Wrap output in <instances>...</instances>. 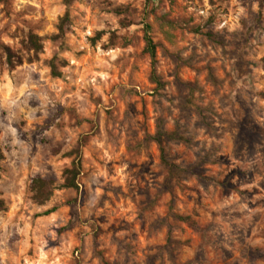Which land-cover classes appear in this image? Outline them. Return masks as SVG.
I'll list each match as a JSON object with an SVG mask.
<instances>
[{"label":"rangeland","instance_id":"374dc122","mask_svg":"<svg viewBox=\"0 0 264 264\" xmlns=\"http://www.w3.org/2000/svg\"><path fill=\"white\" fill-rule=\"evenodd\" d=\"M0 264H264V0H0Z\"/></svg>","mask_w":264,"mask_h":264},{"label":"trees","instance_id":"16d2710c","mask_svg":"<svg viewBox=\"0 0 264 264\" xmlns=\"http://www.w3.org/2000/svg\"><path fill=\"white\" fill-rule=\"evenodd\" d=\"M147 42H148V49L147 50L150 53V55L152 56V58L155 60V58H156V47H155L153 41L151 40V38L149 36L147 37ZM31 43H32V45L36 51H40L42 49V45L40 44V38L39 37H37V36L32 37ZM68 173L72 174L73 177L68 179L67 186L70 188H77V184H76L77 172L75 170H71ZM44 182L45 181L37 180L35 182V185H37L39 187V184H40V186H42V184Z\"/></svg>","mask_w":264,"mask_h":264}]
</instances>
